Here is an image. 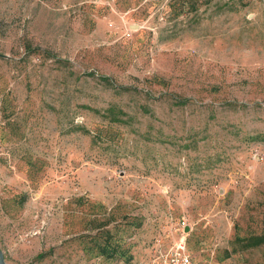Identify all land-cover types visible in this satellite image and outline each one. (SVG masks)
Listing matches in <instances>:
<instances>
[{
	"label": "rangeland",
	"instance_id": "obj_1",
	"mask_svg": "<svg viewBox=\"0 0 264 264\" xmlns=\"http://www.w3.org/2000/svg\"><path fill=\"white\" fill-rule=\"evenodd\" d=\"M182 222L264 264V0H0L6 263L148 264Z\"/></svg>",
	"mask_w": 264,
	"mask_h": 264
},
{
	"label": "built area",
	"instance_id": "obj_2",
	"mask_svg": "<svg viewBox=\"0 0 264 264\" xmlns=\"http://www.w3.org/2000/svg\"><path fill=\"white\" fill-rule=\"evenodd\" d=\"M179 227L183 229L184 234L167 249L162 247L161 241H157L155 256L148 264H196L188 253L187 239L185 235V229L188 226L185 222H182L179 224Z\"/></svg>",
	"mask_w": 264,
	"mask_h": 264
},
{
	"label": "trees",
	"instance_id": "obj_3",
	"mask_svg": "<svg viewBox=\"0 0 264 264\" xmlns=\"http://www.w3.org/2000/svg\"><path fill=\"white\" fill-rule=\"evenodd\" d=\"M264 244V235L255 236L247 239L244 243L245 248H254Z\"/></svg>",
	"mask_w": 264,
	"mask_h": 264
},
{
	"label": "crops",
	"instance_id": "obj_4",
	"mask_svg": "<svg viewBox=\"0 0 264 264\" xmlns=\"http://www.w3.org/2000/svg\"><path fill=\"white\" fill-rule=\"evenodd\" d=\"M186 229L188 230V227H187ZM186 229H185V235H186V239H187V236H189V233H186ZM196 242L199 243L200 240H197ZM170 246H171V245H170ZM170 246H166L165 244H162V247H163L164 249H167V248H169ZM154 248H155V252H156L157 245H155ZM188 253L191 255L193 261H194L196 264H198V263L194 260V258H193V257H195V254H194L193 252L191 253V252L189 251V249H188ZM154 256H155V254H154Z\"/></svg>",
	"mask_w": 264,
	"mask_h": 264
},
{
	"label": "water",
	"instance_id": "obj_5",
	"mask_svg": "<svg viewBox=\"0 0 264 264\" xmlns=\"http://www.w3.org/2000/svg\"><path fill=\"white\" fill-rule=\"evenodd\" d=\"M188 231V230H187ZM0 264H7L4 258V254L0 248Z\"/></svg>",
	"mask_w": 264,
	"mask_h": 264
}]
</instances>
